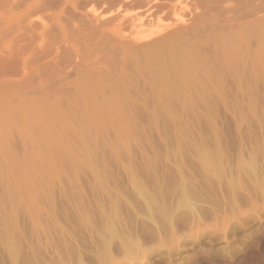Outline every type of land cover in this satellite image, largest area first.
<instances>
[{"label":"rangeland","instance_id":"374dc122","mask_svg":"<svg viewBox=\"0 0 264 264\" xmlns=\"http://www.w3.org/2000/svg\"><path fill=\"white\" fill-rule=\"evenodd\" d=\"M204 1L173 0V13L159 14L158 24L152 18L154 25L142 13V23L152 29L201 14L211 30L228 17L245 23L264 13L263 0H240L223 13L202 4L208 14L201 11ZM64 2L78 12L108 7L106 0ZM142 9L132 4L121 10V28L130 30V19L140 20ZM209 17L218 19L216 27ZM202 50L179 59L187 67L171 75L172 89L158 88L170 99L150 89L135 93L129 77L115 75L110 85L94 88L102 96L87 91L92 106L78 108L75 153L69 149L42 171L1 166L0 264H264V74H243L242 87L241 74L231 75L226 60Z\"/></svg>","mask_w":264,"mask_h":264},{"label":"bare ground","instance_id":"6f19581e","mask_svg":"<svg viewBox=\"0 0 264 264\" xmlns=\"http://www.w3.org/2000/svg\"><path fill=\"white\" fill-rule=\"evenodd\" d=\"M64 1L65 0H0V160L1 162L4 160L3 164L0 162V169H2V166L10 170L11 168H19L20 170L28 169L30 171V169H32V171H34L36 169V171H42L47 169L48 166L52 167L50 165L54 163V160L57 159L56 157L62 154L65 155V152H68L74 143L77 128V118L75 117L78 108H82L83 110L91 102L95 103V100H92L93 96H91L93 92L94 95H96V90L94 88L97 86L106 87L103 86L105 83L110 85L111 79L114 80L115 75V78L119 77L120 74H123L125 78L129 77L130 80L128 78L126 79L129 80V83L130 81L132 82V84L129 85L134 88L133 90H135V93L142 92L139 90V88H142L146 89L147 93L150 94L148 91L150 89L152 94L155 93V96L159 97L162 95L158 93V91L162 93L160 85L169 86L166 88L164 87L166 90L173 85L171 83V79L173 78L171 75H175L174 73H176L178 76L179 69L181 71L180 74H183L184 70L182 71L181 69L186 65H184L186 62L180 63L179 59L183 61L186 60V58L189 59L190 56L193 57V53L195 52L193 51L194 49L198 51H200V49H209V51H202H205V53H212V55L216 57V60L218 57L226 60L230 64H227V66H230L228 67L230 69V74L239 73L242 79L245 73L250 74L251 76L249 75L250 77H247H253L252 79L256 77L260 78L259 76H263L264 74V15H262L264 13L262 12L261 15L257 14V19L256 16L254 20L253 17L251 20L248 18L249 20L247 19L248 21L245 23L239 21L241 17L238 22L235 18L236 21L233 19L231 20V17L227 16L229 18L227 19L224 16L225 19L222 18L223 21L220 20L221 24L218 25V16V19H215V25L213 24L214 26H211L216 27V25H218L220 27L221 25H226V29L225 26L223 28L221 26L219 29L215 28L218 30V33H215L216 30L214 28H211V30L209 29L210 25H207L209 23L205 22V25L209 28L204 25V22L201 20L203 19L201 18V14L195 17L193 16L189 20L183 18H180V20L176 18L179 19L178 23L174 22L173 25L166 24L165 26L169 25L167 27L163 25L160 27L158 25L157 27L149 29V27L154 25L151 23L154 20H157L156 24H158L159 14L166 16L175 11L174 9L176 7L174 8L173 5L176 3L173 4V0H157L158 2H155L156 0H106L108 2L105 3H108V7L106 5L107 8L103 13H97L100 10L96 12V9L94 10L91 6L90 8L92 10L88 8V10L84 12L75 10L70 11L71 8L69 9L68 6L66 7ZM239 1L240 0H205L199 4L201 9H203L202 6L204 5L208 7V11L218 12V10H221L222 12V10H234V8L240 4ZM132 4H140L144 7L145 11L142 12L144 10L142 9L141 13H139L140 11L138 12V15L140 16L141 14L142 16V13H144L143 18L145 20H147L146 16L151 17V20L154 18L152 21H148L150 18L147 20L153 25L149 24L147 21L148 25H145L142 23L143 18L141 19L140 16L139 20L136 16L134 18H136L138 22L136 19H130L132 21L130 30L127 31L121 28L120 23L126 18L119 13ZM175 6H177V4ZM201 11L208 12L205 9ZM205 12L204 14H206ZM198 13L201 12L198 11ZM211 13L210 15H213V13ZM204 14H202V17ZM252 14L254 15L255 12ZM247 15L243 17L245 18ZM133 20L137 23L134 24ZM204 20L205 19H203V21ZM211 20L209 21L210 24L215 22L214 18L212 21ZM145 26H147L149 30H146V28L144 30ZM243 26H246L245 29L249 27L248 30L246 29L248 32L246 30V32L243 31ZM123 27H125V24ZM168 29L170 30L168 31ZM214 30L215 32L212 33ZM165 45L166 49L167 45L170 46L168 48H171L172 51H169L174 56L166 50L168 55L170 54L169 56H172L176 61L178 59L177 62H179L182 67L181 65H179V67L177 65L175 66V61L173 62V59H171L166 52H164L166 55L162 52ZM207 57L208 56H206V59ZM198 60L199 61H196L199 63L201 60ZM203 63L206 62L203 61ZM225 64L224 62L223 66ZM227 66L225 65V67ZM127 70L128 73H126ZM131 70L135 72V74H132L136 76L135 78H133L131 74L129 75V73L132 72ZM211 71L213 72V69ZM229 72L227 71V73ZM187 73H189V71ZM240 76L236 75L235 77ZM207 77H205L206 80ZM235 77L233 78L235 79ZM241 77L236 79L240 80L241 86L243 85L242 87H244L245 81L244 79L241 80ZM230 78L231 77H229V79ZM175 80L177 82V79ZM175 80L173 82H175ZM186 81L184 79V82ZM242 81H244V84H242ZM107 82H109V84ZM139 82L143 84V86H140ZM182 82L180 81V83ZM208 83L206 82L205 85L208 86ZM220 83H222V81ZM193 85H195V83ZM193 85L190 86L192 87ZM247 86L248 84H246V87ZM112 87L113 86H111V88ZM107 88H104V90ZM207 88L209 89V87ZM191 89H193V87ZM169 90H167V92ZM87 91H92L90 97ZM109 91L112 92V90ZM156 91L159 95H156ZM102 92L100 93L99 91L98 94L100 93L102 96ZM176 92L175 94H177ZM187 94L188 93H186V95ZM177 96L174 97L177 98ZM105 97H108V95H105ZM110 97L111 96H109V98ZM114 98L116 100V97ZM161 99L163 100L165 98L163 97ZM161 99L159 101H161ZM168 99L170 98L168 97ZM168 99L167 101H169ZM184 99H187V97L185 96ZM110 100L112 99H109L108 103L111 102ZM97 101L99 102V100H96V104L98 103ZM101 101L104 102V100ZM154 102L155 101H153V103ZM112 103L113 102H111V104ZM156 103H158L157 100ZM183 104H185V102ZM90 105L92 106L93 104ZM90 122L91 121H89V124H91ZM72 151L75 153L74 150ZM8 158H11L12 161L11 159L8 160ZM58 158H63V155ZM33 159L37 160L35 161Z\"/></svg>","mask_w":264,"mask_h":264}]
</instances>
